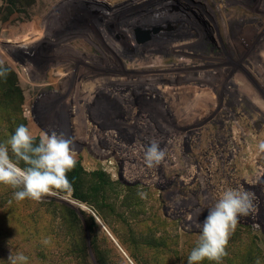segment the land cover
I'll return each instance as SVG.
<instances>
[{"label":"rangeland","instance_id":"374dc122","mask_svg":"<svg viewBox=\"0 0 264 264\" xmlns=\"http://www.w3.org/2000/svg\"><path fill=\"white\" fill-rule=\"evenodd\" d=\"M0 63L14 73L0 78V143L23 120L36 143L72 138L77 161L71 187L40 201L0 184V264H188L208 211L172 219L173 144L194 103L220 111L234 75L255 91L242 76L264 75V0H0ZM152 139L167 155L150 169ZM226 251L200 264H264V218L239 222Z\"/></svg>","mask_w":264,"mask_h":264},{"label":"flooded vegetation","instance_id":"af4514ba","mask_svg":"<svg viewBox=\"0 0 264 264\" xmlns=\"http://www.w3.org/2000/svg\"><path fill=\"white\" fill-rule=\"evenodd\" d=\"M254 13L259 15L257 10ZM245 26L262 27L257 20L243 24V28ZM236 77L234 75L232 80L234 91L223 92L220 97V114L215 112V108L209 109L210 104L205 97L200 103H194L197 107L193 106L190 117V137L173 144L178 180L173 191L174 221L188 214L191 218L202 214L206 216L211 203L217 202L227 188H238L253 194L254 210L247 217H241L239 222H262L264 218V200L259 197L264 194V152L259 149V144L264 142V90H260L258 84L259 79L264 82V75L242 76L255 91L236 81ZM199 105L207 107L208 111L198 112ZM216 130L220 131L221 137L212 138ZM125 163L124 160L119 166L121 181ZM162 190L160 188L159 192ZM215 194L219 196L211 199V195ZM181 202L187 213L180 212ZM192 222L195 220L192 219Z\"/></svg>","mask_w":264,"mask_h":264},{"label":"clouds","instance_id":"9594fccd","mask_svg":"<svg viewBox=\"0 0 264 264\" xmlns=\"http://www.w3.org/2000/svg\"><path fill=\"white\" fill-rule=\"evenodd\" d=\"M7 74L8 70L0 63V78L6 79ZM259 149L264 152V142L259 144ZM166 155V149L160 147V142L152 139L144 150V163L150 169L157 167L164 162ZM75 157L72 138L55 131L50 134L42 132L36 143L30 129L20 124L6 143H0V184L21 189L14 193L18 201L26 198L40 201L53 194L54 190L71 187L67 174L76 166ZM21 162L24 167L20 166ZM140 195L146 197L145 193ZM252 200L253 194L248 191L238 188L223 190L202 224L198 225L201 234L188 255V264H200L205 259L219 262L227 256L230 236L240 218L247 217L254 210ZM9 259L11 264H17L26 257L10 255Z\"/></svg>","mask_w":264,"mask_h":264},{"label":"trees","instance_id":"16d2710c","mask_svg":"<svg viewBox=\"0 0 264 264\" xmlns=\"http://www.w3.org/2000/svg\"><path fill=\"white\" fill-rule=\"evenodd\" d=\"M8 74L10 75V74H12L13 76H14V73L13 72H11V71H8ZM7 74V77H8V79L10 78L9 77V75ZM7 79V80H8ZM8 83H11L12 85L13 84H16L17 83V79H10L9 81H8ZM6 85H7V83H6ZM16 91L18 92V95H17V97H16V104H18V106H17V108H18V112H21V108H20V105H21V90L19 89V88H16ZM21 123L23 124H25V122H23V120L21 121Z\"/></svg>","mask_w":264,"mask_h":264}]
</instances>
